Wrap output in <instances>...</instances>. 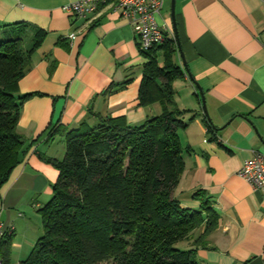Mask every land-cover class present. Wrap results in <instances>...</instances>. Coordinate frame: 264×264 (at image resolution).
<instances>
[{
  "label": "crops",
  "instance_id": "1",
  "mask_svg": "<svg viewBox=\"0 0 264 264\" xmlns=\"http://www.w3.org/2000/svg\"><path fill=\"white\" fill-rule=\"evenodd\" d=\"M73 1L0 0V25L21 23L44 31L18 81L19 94L36 93L23 103L18 118L26 152L0 189V222L13 227L12 264L29 254L39 236L34 229L39 218L29 220L30 203L36 212L48 201L58 173L41 156L64 154L54 152L50 142L95 125L98 115L122 116L138 125L162 111L160 102L139 103L147 58L128 21L111 4L99 5L85 18L74 16L63 9ZM174 15L183 57L171 0H163L157 21L173 30L175 61L184 71L173 82L174 98L187 123L178 130L183 168L174 193L183 205L197 207L191 193L202 188L219 214L216 229L196 248V259L199 264H264V197L238 174L245 159L264 155V0H174ZM202 231L203 226L198 234Z\"/></svg>",
  "mask_w": 264,
  "mask_h": 264
},
{
  "label": "trees",
  "instance_id": "2",
  "mask_svg": "<svg viewBox=\"0 0 264 264\" xmlns=\"http://www.w3.org/2000/svg\"><path fill=\"white\" fill-rule=\"evenodd\" d=\"M31 30L0 25V189L27 148L17 124L23 103L36 93L19 94L18 81L44 36ZM141 51L147 61L138 100L160 102L161 113L138 125L98 115L95 125L66 133L62 158L41 156L58 173L38 209L43 233L17 264H199L196 248L216 229L219 214L202 188L191 193L197 207L183 205L174 193L183 168L178 130L187 123L173 82L184 71L174 60L172 38ZM212 129L208 123V135ZM10 245L11 235L4 234V264H12Z\"/></svg>",
  "mask_w": 264,
  "mask_h": 264
},
{
  "label": "built area",
  "instance_id": "3",
  "mask_svg": "<svg viewBox=\"0 0 264 264\" xmlns=\"http://www.w3.org/2000/svg\"><path fill=\"white\" fill-rule=\"evenodd\" d=\"M101 4H111L113 9L128 21L140 50L147 51L172 38V28L165 21H157V17L161 15L163 0H76L63 5V9L74 16L85 18L92 15ZM74 35L72 32L68 37L73 38ZM238 174L264 197V155L255 153L245 159L238 169ZM12 230V226L5 227L0 222V238L4 234L12 233ZM0 264H4L1 255Z\"/></svg>",
  "mask_w": 264,
  "mask_h": 264
},
{
  "label": "rangeland",
  "instance_id": "4",
  "mask_svg": "<svg viewBox=\"0 0 264 264\" xmlns=\"http://www.w3.org/2000/svg\"><path fill=\"white\" fill-rule=\"evenodd\" d=\"M176 59V55H175V57H174V60ZM177 60V59H176ZM52 140V139H51ZM51 145V146H50ZM48 146H50L51 147V149L54 151V152H63V150H64V139L63 138H60V137H57V138H55L54 140H52V142H50V144L48 145ZM45 148V144H42L40 147H39V150H41V152L43 151V149ZM26 203V205H25V207L27 206V202H25ZM24 203V204H25ZM29 203V202H28ZM44 204V203H43ZM32 205V206H31ZM35 204H31L30 203V208H29V211L31 212V219L29 218V220H31V222H34L35 223V221L36 220H38V218H39V221L37 222L36 221V223H35V227H34V229L37 231V234H39V236L43 233V229H42V226H41V223H40V217H38V216H36L37 215V213H38V210L35 212V211H33L34 209H33V206H34ZM31 209V210H30ZM21 211H23L24 209H20ZM25 212H28V211H26V210H24ZM34 219H36V220H34ZM180 246H183V244L182 243H180L179 244ZM99 264H110V263H107V262H102V263H99Z\"/></svg>",
  "mask_w": 264,
  "mask_h": 264
},
{
  "label": "water",
  "instance_id": "5",
  "mask_svg": "<svg viewBox=\"0 0 264 264\" xmlns=\"http://www.w3.org/2000/svg\"><path fill=\"white\" fill-rule=\"evenodd\" d=\"M171 17H172V21H173V30H174L175 39H176L177 44H178V50L180 51L178 33H177V29H176V24H175L174 0H171ZM180 56L183 57V54H182L181 51H180ZM182 63L184 65V67H185V61H184V59H183ZM187 74L190 76V78H192V76L190 75V73H188V71H187ZM195 85L197 86L198 91H199V95H200L201 102H202V106H203V111H204L205 115L208 117V113H207L206 105H205L204 94H203L201 88L198 86V84L196 82H195Z\"/></svg>",
  "mask_w": 264,
  "mask_h": 264
}]
</instances>
